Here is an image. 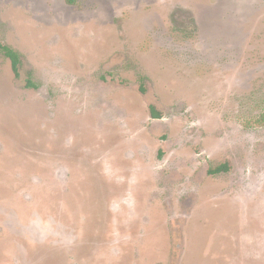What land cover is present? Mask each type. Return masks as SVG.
I'll return each instance as SVG.
<instances>
[{
	"label": "rangeland",
	"instance_id": "374dc122",
	"mask_svg": "<svg viewBox=\"0 0 264 264\" xmlns=\"http://www.w3.org/2000/svg\"><path fill=\"white\" fill-rule=\"evenodd\" d=\"M0 42V264H264V0H0Z\"/></svg>",
	"mask_w": 264,
	"mask_h": 264
},
{
	"label": "trees",
	"instance_id": "16d2710c",
	"mask_svg": "<svg viewBox=\"0 0 264 264\" xmlns=\"http://www.w3.org/2000/svg\"><path fill=\"white\" fill-rule=\"evenodd\" d=\"M68 1H70V0H68ZM0 51L6 57H8L11 60L12 69H13L15 75L19 76L20 75V66L22 63L21 54L17 50H15L13 47H11L7 44H3L1 42H0ZM29 84H31V83H29ZM150 111H151V114L153 117H161V114L156 111V108L154 105L150 106ZM243 125L246 128L264 127V104L262 105L261 111L258 114L244 119ZM227 170H228L227 164H220V165L216 166L215 168H211L209 170V172L211 174H218V173H221V172L227 171Z\"/></svg>",
	"mask_w": 264,
	"mask_h": 264
}]
</instances>
